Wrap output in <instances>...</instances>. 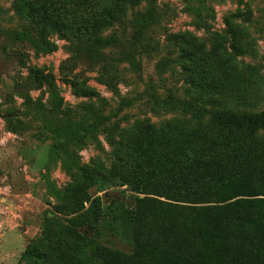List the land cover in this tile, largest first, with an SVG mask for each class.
Listing matches in <instances>:
<instances>
[{
    "label": "trees",
    "instance_id": "16d2710c",
    "mask_svg": "<svg viewBox=\"0 0 264 264\" xmlns=\"http://www.w3.org/2000/svg\"><path fill=\"white\" fill-rule=\"evenodd\" d=\"M141 1L14 0L30 22L28 33L17 38L38 52L52 51L49 36L69 40L75 56L62 65V78L77 96H91L94 89L71 63H101L103 49L118 41L99 34L122 20L128 4ZM245 14H226L225 35L172 36L191 100L168 95L162 102L191 119L159 125L143 120L121 129L111 140V167L95 158L58 193L42 235L23 254L28 264H264V109L257 110L264 81L256 67L240 60L254 51L237 21ZM145 16L134 22L135 46L153 19ZM53 81L36 67L26 79L30 87L47 85L55 94ZM105 83L115 90L113 78ZM83 108L82 121L64 114L63 126L53 127L57 150L93 139L107 120L92 105ZM110 189L129 192L128 200L109 196L104 204L97 194ZM109 237L129 250L109 245Z\"/></svg>",
    "mask_w": 264,
    "mask_h": 264
},
{
    "label": "rangeland",
    "instance_id": "374dc122",
    "mask_svg": "<svg viewBox=\"0 0 264 264\" xmlns=\"http://www.w3.org/2000/svg\"><path fill=\"white\" fill-rule=\"evenodd\" d=\"M235 10L246 13L237 21L247 30L254 50L240 60L256 67L264 81V0H142L128 4L122 20L99 34L118 41L103 49L101 63H71L73 72L94 89L93 95L81 97L62 78V65L75 56L71 42L55 34L48 37L52 51L34 50L16 34L28 33L29 20L17 13L14 0H0V264H28L23 254L42 235L58 193L95 158L111 167L112 143L121 129L143 120L159 125L174 118L191 119L189 113L162 102L168 95L191 100L179 64L180 45L172 36L190 32L207 40L211 33L225 35L224 18ZM138 16L153 19L135 46ZM31 67L52 74L55 94L47 85H28ZM107 77L113 78L115 90L105 83ZM85 104L107 120L93 139L71 141L57 150L60 139L53 127L63 126L64 114L82 121ZM263 109L264 102L257 110ZM97 195L108 204L109 196L127 201L129 192L110 189L108 195ZM109 239V245L129 250L119 239Z\"/></svg>",
    "mask_w": 264,
    "mask_h": 264
}]
</instances>
